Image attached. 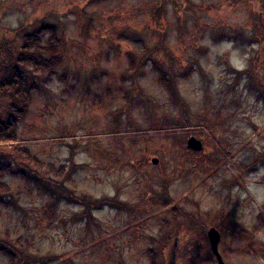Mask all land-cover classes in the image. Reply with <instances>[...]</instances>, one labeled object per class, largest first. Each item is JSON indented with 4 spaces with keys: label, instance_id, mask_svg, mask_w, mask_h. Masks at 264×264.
I'll return each mask as SVG.
<instances>
[{
    "label": "rangeland",
    "instance_id": "1",
    "mask_svg": "<svg viewBox=\"0 0 264 264\" xmlns=\"http://www.w3.org/2000/svg\"><path fill=\"white\" fill-rule=\"evenodd\" d=\"M50 25L60 44L43 54L62 58L55 74L35 70L44 87L0 161L116 207L87 225L81 204L54 205L7 176L0 238L14 264H217L212 227L226 264H264V228L252 232L264 217V161L252 164L264 155V0H0V40L15 51L39 53L49 33L34 47L24 37ZM7 107L0 95V120ZM192 136L202 151L187 147ZM0 264L12 263L0 254Z\"/></svg>",
    "mask_w": 264,
    "mask_h": 264
},
{
    "label": "trees",
    "instance_id": "2",
    "mask_svg": "<svg viewBox=\"0 0 264 264\" xmlns=\"http://www.w3.org/2000/svg\"><path fill=\"white\" fill-rule=\"evenodd\" d=\"M157 10H160V8ZM48 33L51 38L48 40V44L45 48L38 47L39 53H35L36 50H30L29 44L22 45V47L18 49L21 51H15L14 48L9 46V41L0 40V57L5 52H8L6 61L0 64V95L8 99L6 117L0 120V143L12 144L16 142L18 138V128L29 112L34 95L40 93L44 87L45 80L34 75L36 74L35 70H41L44 73L48 72L49 75L56 73L54 65L56 62H59L62 57H59L56 54L48 57L43 54L45 51H55L58 44H60L55 27L52 25L43 26L42 28H39L36 33L33 32L32 34H26L24 41H31L33 43L32 46L34 47L37 40L41 36H45ZM157 48L167 50L165 41L162 40ZM167 53L169 52L167 51ZM130 60L131 67L137 68V61L133 54H130ZM146 61L148 60L144 57L140 62L145 65L147 63ZM154 64L160 69L161 81L170 92L171 98L175 103L184 107L186 103L180 96L175 79H170L168 76L169 74L165 72L166 70L164 71V69L160 67L158 62L154 61ZM47 80L49 81V78H47ZM15 150L19 154L23 155L28 161L37 166H47L49 169L55 168L52 163H45L41 161L37 156L32 155L26 148L17 146L15 147ZM262 161H264V155L260 156L252 164L253 166H256ZM10 175L19 176L22 179L33 183L36 189H38L42 194L52 195L54 197V202L52 204L54 205H58L62 200H66L69 203L72 202L73 204H81L84 209L82 215L78 218L81 219V222L86 221L87 225L94 220L93 212L96 209H101L102 205L110 206L112 208L116 207L114 199H91L88 196H77L63 183H60L59 186L55 187L53 183L47 182L38 176L32 177L24 174L23 172L17 171L10 162L0 161V191L9 190V187L4 180ZM12 203L13 202L11 200H5L2 196H0V208L10 207L12 206ZM176 210L177 209H175V211ZM262 220H264V217L260 215L258 217L257 225L252 230L253 233L264 228V222ZM240 228L242 227L239 226V228L232 229V231L238 232L240 231ZM244 231L246 233L248 232L247 230ZM15 253L16 252L8 247L6 242L0 238V254L10 259L12 264L16 261ZM210 255L215 261L214 255L212 253H210ZM156 259V256L153 255L151 264H157ZM33 264L36 263L34 262Z\"/></svg>",
    "mask_w": 264,
    "mask_h": 264
},
{
    "label": "water",
    "instance_id": "3",
    "mask_svg": "<svg viewBox=\"0 0 264 264\" xmlns=\"http://www.w3.org/2000/svg\"><path fill=\"white\" fill-rule=\"evenodd\" d=\"M188 148L194 151H201L203 149V143L201 140H198L196 137L192 136L187 141ZM153 164H158L159 160L154 159ZM208 239L210 242V247L212 253L216 256L218 264H226L220 251H219V244L221 241V234L216 228H211L208 231Z\"/></svg>",
    "mask_w": 264,
    "mask_h": 264
}]
</instances>
